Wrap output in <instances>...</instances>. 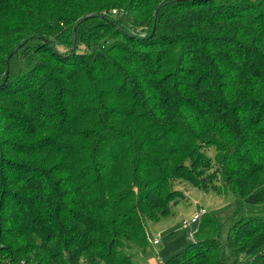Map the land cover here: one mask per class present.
I'll return each mask as SVG.
<instances>
[{
    "label": "trees",
    "instance_id": "trees-1",
    "mask_svg": "<svg viewBox=\"0 0 264 264\" xmlns=\"http://www.w3.org/2000/svg\"><path fill=\"white\" fill-rule=\"evenodd\" d=\"M3 133L0 264H136L176 181L237 200L167 264H264V0H0Z\"/></svg>",
    "mask_w": 264,
    "mask_h": 264
},
{
    "label": "rangeland",
    "instance_id": "rangeland-1",
    "mask_svg": "<svg viewBox=\"0 0 264 264\" xmlns=\"http://www.w3.org/2000/svg\"><path fill=\"white\" fill-rule=\"evenodd\" d=\"M120 14V16H122L124 11L120 12ZM122 19L126 22L125 18ZM115 39L118 41L124 40L120 37H116ZM115 39H113V37H108V43L106 44V47L114 43ZM58 48L61 52L67 53L73 50L71 47L65 48L63 46H59ZM78 49L79 51L88 52V50L83 46H79ZM94 52L95 51H91V54ZM49 62L53 64L55 63V61L52 59L49 60ZM34 63L35 58L33 56L28 58H24L21 54L14 56L10 63V78L15 79L19 75L27 73L30 71ZM9 124L10 123H5L4 129H7ZM7 136L12 137L9 134H7ZM7 136L3 133L0 137L2 140H4ZM24 142H28V140H24ZM207 153L213 159L215 158L214 148H209ZM3 158H6L7 160L9 159L7 157ZM15 177L16 174L10 173L9 169L5 167L0 168V178L5 180V188L11 187V185L8 183V180ZM175 188L180 191L182 197L180 201L172 205L173 217L163 219L158 223L150 221L146 223L147 232L151 242L145 251H141L138 248H133L132 252L136 254V264H152L153 261H157V264H167L171 257L177 255L193 243L187 236L188 230L185 228V221L191 219L193 215L201 208H205L208 213H212L224 207L233 205L237 200L234 193H228L225 196H220L214 190L210 189L208 191H202L185 181H176ZM8 214L15 217L18 215V209H11ZM4 228L6 227L4 226ZM33 228L34 227L27 225V227H24L22 230L31 231ZM29 236H32V233ZM152 238L158 239L160 245H152ZM244 257L246 260H249L251 264L255 261L254 256L250 257L244 255ZM80 264H86V262L81 260Z\"/></svg>",
    "mask_w": 264,
    "mask_h": 264
},
{
    "label": "built area",
    "instance_id": "built-area-1",
    "mask_svg": "<svg viewBox=\"0 0 264 264\" xmlns=\"http://www.w3.org/2000/svg\"><path fill=\"white\" fill-rule=\"evenodd\" d=\"M208 214V211L205 208H201L199 211H197L193 217L187 221H185V228L188 230L187 236L189 240L192 242H196V235L198 232V228L200 223L202 222V219L205 215ZM159 240H155L153 242V245L157 246L159 245ZM241 264H251L249 260H246L244 256L240 258Z\"/></svg>",
    "mask_w": 264,
    "mask_h": 264
},
{
    "label": "water",
    "instance_id": "water-1",
    "mask_svg": "<svg viewBox=\"0 0 264 264\" xmlns=\"http://www.w3.org/2000/svg\"><path fill=\"white\" fill-rule=\"evenodd\" d=\"M42 41H44L45 43H48L50 44L49 41L45 40V39H42ZM74 47H75V41H74V46H73V50H74ZM72 50V51H73ZM19 51V49L15 50L12 54H10V56L8 57L7 59V71H6V78H5V82L2 84V85H5L7 83V81L9 80L10 78V63H11V60L13 59L14 55Z\"/></svg>",
    "mask_w": 264,
    "mask_h": 264
},
{
    "label": "crops",
    "instance_id": "crops-1",
    "mask_svg": "<svg viewBox=\"0 0 264 264\" xmlns=\"http://www.w3.org/2000/svg\"><path fill=\"white\" fill-rule=\"evenodd\" d=\"M155 240H158V239H154V238H152V245H153V242H154ZM159 245H160V244H159ZM152 264H157V261H153Z\"/></svg>",
    "mask_w": 264,
    "mask_h": 264
}]
</instances>
